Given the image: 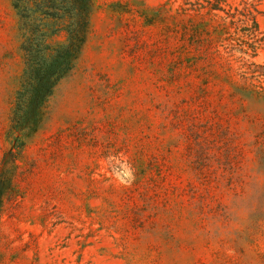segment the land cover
<instances>
[{
	"label": "rangeland",
	"instance_id": "374dc122",
	"mask_svg": "<svg viewBox=\"0 0 264 264\" xmlns=\"http://www.w3.org/2000/svg\"><path fill=\"white\" fill-rule=\"evenodd\" d=\"M205 5L92 0L82 50L17 160L0 264H264L255 131L218 123L228 87L210 73L205 86L208 42L236 72L264 67V0ZM17 25L0 0V165L23 70Z\"/></svg>",
	"mask_w": 264,
	"mask_h": 264
},
{
	"label": "trees",
	"instance_id": "16d2710c",
	"mask_svg": "<svg viewBox=\"0 0 264 264\" xmlns=\"http://www.w3.org/2000/svg\"><path fill=\"white\" fill-rule=\"evenodd\" d=\"M205 2V7L209 9H221L219 0ZM11 4L17 16L23 70L10 119L12 146L4 152L0 165V215L5 199L15 191L13 178L18 168L17 160L27 140L38 129L45 105L55 87L72 70L85 42L92 12V0H11ZM252 19L255 30L256 23ZM214 32L221 38L222 34H227V28H215ZM60 34L64 35V40L55 42ZM223 40H228V37H223ZM208 43L206 48L209 51L205 49V86L211 83L208 73L214 74L227 85V93H224L231 105L222 107L218 123L227 124V127L233 119L236 123H248L255 131L257 156L264 161V89L252 82L256 76H264V67L254 62H243L245 70L237 73L231 63L222 60L217 50H212ZM250 46L255 53L254 45ZM239 50L248 53L247 49ZM214 66L218 73L208 70V67ZM257 71L260 73L256 75ZM236 75L240 81L235 79ZM223 88L220 87L221 91ZM253 106L257 111L253 112Z\"/></svg>",
	"mask_w": 264,
	"mask_h": 264
}]
</instances>
